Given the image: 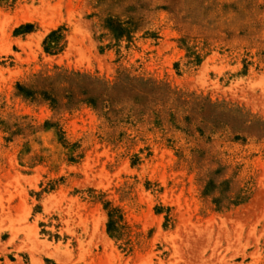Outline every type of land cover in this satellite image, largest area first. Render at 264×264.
Returning a JSON list of instances; mask_svg holds the SVG:
<instances>
[{
  "label": "rangeland",
  "instance_id": "1",
  "mask_svg": "<svg viewBox=\"0 0 264 264\" xmlns=\"http://www.w3.org/2000/svg\"><path fill=\"white\" fill-rule=\"evenodd\" d=\"M0 264H264V0H0Z\"/></svg>",
  "mask_w": 264,
  "mask_h": 264
},
{
  "label": "trees",
  "instance_id": "2",
  "mask_svg": "<svg viewBox=\"0 0 264 264\" xmlns=\"http://www.w3.org/2000/svg\"><path fill=\"white\" fill-rule=\"evenodd\" d=\"M27 27V26H26Z\"/></svg>",
  "mask_w": 264,
  "mask_h": 264
}]
</instances>
